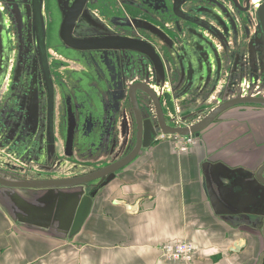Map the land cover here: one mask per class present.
<instances>
[{
    "label": "rangeland",
    "instance_id": "374dc122",
    "mask_svg": "<svg viewBox=\"0 0 264 264\" xmlns=\"http://www.w3.org/2000/svg\"><path fill=\"white\" fill-rule=\"evenodd\" d=\"M32 1L0 0V141H5L6 130L27 126L29 156L31 160L38 158L34 163H38L39 157L66 159L65 101L69 98L77 125L85 123L76 142L108 141L109 135L96 126V118H102L103 111L108 115L107 109L114 110L117 126L124 119L129 127L131 136L126 143L132 146L130 153L138 137V125L128 96L129 87L134 83H146L156 90L166 122L172 127L197 125L219 102L234 95V91L255 97L264 95V41L258 22V11L264 0H252L246 14L236 8L233 0H192L184 8L192 16V22L174 14L172 0H88L75 27L77 38L140 39L153 48L151 57L133 51L80 53L69 49L60 37V30L76 0H42L45 44L54 89L53 126L56 128L50 135L47 83L36 55L33 57ZM239 1L242 7L247 6V0ZM155 30L163 36L155 35ZM18 47L21 56L16 64L17 58L13 60V57ZM22 79L25 81L22 85L16 82ZM17 94L21 95L20 101L16 99ZM138 97L143 115L156 123L153 103L143 93H138ZM116 130L119 131L118 127ZM195 138L198 141L199 137ZM164 141H174V138ZM19 147L22 146L17 147L15 140L7 150L14 149L13 155L23 159ZM37 168L32 167V171ZM28 174L29 167L17 159L0 167V175L7 180H23ZM0 189L19 194L17 200L13 195L2 199L12 207L9 214L13 217L16 213L22 217V211L28 212V206L31 217L37 218L40 211L45 213L47 205L38 194L32 197L35 201L24 202L31 189Z\"/></svg>",
    "mask_w": 264,
    "mask_h": 264
},
{
    "label": "crops",
    "instance_id": "0c3cea01",
    "mask_svg": "<svg viewBox=\"0 0 264 264\" xmlns=\"http://www.w3.org/2000/svg\"><path fill=\"white\" fill-rule=\"evenodd\" d=\"M234 93L218 105L249 96ZM119 128L108 160L97 158L109 155L110 141L82 146V151L92 152L85 163L87 173L128 153L121 122ZM3 134L0 167L17 159L30 170L26 179L13 181L48 179L47 169L66 160L39 157L34 163L23 131ZM13 137L17 147L22 146L17 149L23 159L13 155L14 149L7 150L15 143ZM75 163L76 159L70 164ZM262 165L264 107L242 105L223 113L186 153L179 152L173 141L157 139L100 188L82 229L73 237L68 232L75 206L60 192H36L47 205L45 213L31 217L28 206V212L22 211V217L16 213L15 218L2 199L13 195L17 200L19 194L0 189V264H186L163 258L162 247L177 241L197 247L191 264H264V186L254 178ZM32 167L38 168L31 171ZM36 193L29 191L24 202L35 201Z\"/></svg>",
    "mask_w": 264,
    "mask_h": 264
},
{
    "label": "water",
    "instance_id": "95a60500",
    "mask_svg": "<svg viewBox=\"0 0 264 264\" xmlns=\"http://www.w3.org/2000/svg\"><path fill=\"white\" fill-rule=\"evenodd\" d=\"M173 12L174 14L184 21L192 22L193 18L190 14L185 11V6L192 0H172ZM252 0H247V6L242 7L239 0H233L236 8L243 14H246L250 10V3ZM88 0H76L73 5L68 9L64 21L60 30V37L62 41L66 44L69 49L80 53H92V52H113L118 54V52L133 51L137 53H144L147 56L154 54V50L150 44L140 40L133 39L129 37H98V38H77L74 35L76 24L83 14ZM35 24L38 37L42 40V61H44V71L47 81L48 96L50 101V112L49 117L51 118V125L53 124V102H54V89L52 86V81L50 78V73L47 66V61L45 57V46H44V35L42 28H40L41 22V0L33 1ZM258 22L259 29L264 41V3L261 5L258 11ZM155 35L162 37L163 33L159 30L153 32ZM157 62V59H154ZM138 93H143L150 103H153L154 109L157 116L156 123L150 119L146 118L143 114V108L140 105V98ZM129 100L133 106V110L136 117L138 125V138L137 143L133 151L123 159L115 161L106 167L99 169L95 172H88V166L85 164L89 160V155L92 153L89 151H82L83 145L90 142H76L78 140L81 132L85 128V123L83 125H77L76 113L74 110V105H72L71 99H66L65 104L67 107V136H66V160L59 162L52 170L47 169L48 179L42 181H11L7 180L5 177L0 175V186L8 188H22L31 189L34 193L42 191L55 190L61 193L62 197L67 199L68 202L74 203V216L72 220L71 228L68 232L70 237L76 235L83 227L94 203V198L99 192L100 188L104 187L111 180H113L117 173L127 168L131 165L144 150L149 149L157 139V132L154 127L157 128L158 133L167 136H194L200 137L202 132L207 129L212 123H214L223 113L228 111L233 107H238L242 105H255L264 107V97H237L225 101L214 108L202 121L197 125L191 127H172L166 122V117L161 101L160 95L151 86L146 83H134L129 87L128 90ZM108 115L103 111L102 118H96V126L101 128L106 135H109V140H99L102 142H111L112 148L107 156H99L97 160L109 159L113 156L114 149L117 145L116 142V128L120 130L117 126L118 119L115 115L114 110H106ZM134 117V118H135ZM117 119V121H115ZM122 123V133L123 135H129V127L125 125L124 119L121 120ZM98 124V125H97ZM95 126V124H94ZM117 126V127H116ZM52 132H53V125ZM22 131L27 134V127L20 125L18 128L11 131ZM88 129L90 127L88 126ZM4 128H2V131ZM29 137V134H27ZM128 138V136H127ZM127 140V139H126ZM96 142V141H93ZM96 143H94V146ZM126 145V142L125 144ZM27 146V145H26ZM100 146V145H98ZM27 147H25L26 149ZM76 151V152H75ZM27 153L31 155V149H27ZM31 157V156H30ZM77 157V158H76ZM118 157H115L117 159ZM32 159V158H31ZM38 158H35V162ZM76 163L71 165L72 161ZM80 161H78V160ZM107 159V160H108ZM74 166V167H72ZM58 176V177H56ZM62 177V178H60ZM256 183L264 186V165H262L254 174ZM39 194V193H36Z\"/></svg>",
    "mask_w": 264,
    "mask_h": 264
},
{
    "label": "built area",
    "instance_id": "2783aa9c",
    "mask_svg": "<svg viewBox=\"0 0 264 264\" xmlns=\"http://www.w3.org/2000/svg\"><path fill=\"white\" fill-rule=\"evenodd\" d=\"M168 137L174 138L173 142L181 153L188 152L197 144L194 136H167L162 134L159 138L160 140H166ZM196 253L197 247L193 243L185 241H177L162 247L163 258L172 262L191 264L196 257Z\"/></svg>",
    "mask_w": 264,
    "mask_h": 264
},
{
    "label": "flooded vegetation",
    "instance_id": "af4514ba",
    "mask_svg": "<svg viewBox=\"0 0 264 264\" xmlns=\"http://www.w3.org/2000/svg\"><path fill=\"white\" fill-rule=\"evenodd\" d=\"M34 1V0H33ZM33 1L32 2H30L31 3V8H32V22H33V25H34V27H35V37H34V42H35V45H34V42H33V45H34V47H35V50H34V55H33V57H35V55H36V60H38V63H39V65H40V68H41V72L43 71V73H44V77H45V81H46V75H45V71H44V61H42V40L38 37V35H37V31H36V22H35V15H34V8H33ZM23 7H25V5H23ZM40 28H42V32H43V35H44V46H45V57H46V61H47V66H48V70H49V73H50V78H51V81H52V72H51V70H50V67H51V65H50V62H49V59H48V53H47V46H46V44H45V33H44V27H43V19H42V0H41V22H40ZM134 39V38H133ZM19 56H21L20 55V48L18 47L17 49H16V51H15V53H14V57H13V60L15 59V58H17L16 59V64L17 63H19ZM32 60H33V58H32ZM14 62V61H13ZM30 62V61H29ZM18 66H20V64H18V65H15V67H18ZM14 79V78H13ZM21 82L22 83H25V81L22 79L21 80ZM22 83H20L21 85H22ZM46 83H47V81H46ZM19 84V83H18ZM52 86H53V82H52ZM48 88V87H47ZM19 94H17L16 95V99L18 100V101H20L21 99H19L20 98V96L21 95H19ZM48 100H49V96H48ZM14 103H17V102H15L14 101ZM17 107H19V104L17 105ZM14 108H15V106H14ZM53 108H54V102H53V106H52V110H53ZM47 109H48V128H49V133H50V135H52L54 132H55V126H53V132H52V125H51V118L49 117V112H50V101L48 102V107H47ZM52 117H53V115H52ZM27 127V126H26ZM155 128V130H156V132H157V136L159 137V134H161V133H158V131H157V128L156 127H154ZM22 130V129H21ZM28 131H29V128L27 127V133H28ZM24 132V131H23ZM25 133V132H24ZM136 134V130H135V133H134V135ZM134 135H133V137H134ZM127 136L129 137V136H131V134L129 133V135L128 134H126V135H123V133H122V137H123V139H124V143H125V140L127 139ZM23 138H24V140H30V136L28 137V136H26V135H23L22 136ZM138 138V137H137ZM133 140H134V138H133ZM91 142H93V141H91ZM119 142H121V139L119 140ZM29 143H30V141H29ZM129 145L131 146V144L129 143ZM55 146L57 147V144H55ZM125 146V145H124ZM136 146V145H135ZM132 147V146H131ZM130 147V148H131ZM66 148H67V143H66ZM135 148V147H134ZM130 150V149H129ZM133 151V150H132ZM131 151V152H132ZM130 152V153H131ZM129 151H128V153H126V155L125 156H123V157H121L120 159H123V158H125L126 156H128L129 154ZM47 158H49L50 159V157H47ZM119 159V160H120ZM42 167V166H41ZM30 171V170H29ZM31 171H32V169H31Z\"/></svg>",
    "mask_w": 264,
    "mask_h": 264
}]
</instances>
